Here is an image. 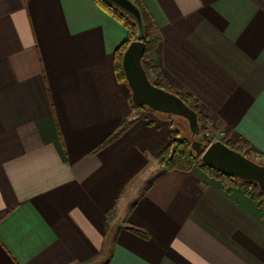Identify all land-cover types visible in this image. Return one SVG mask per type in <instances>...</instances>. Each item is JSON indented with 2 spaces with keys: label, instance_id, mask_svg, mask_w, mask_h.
Segmentation results:
<instances>
[{
  "label": "crops",
  "instance_id": "crops-1",
  "mask_svg": "<svg viewBox=\"0 0 264 264\" xmlns=\"http://www.w3.org/2000/svg\"><path fill=\"white\" fill-rule=\"evenodd\" d=\"M141 1L146 60L264 159V0ZM127 35L96 0H0V264H264L240 183L159 165L170 124L115 74Z\"/></svg>",
  "mask_w": 264,
  "mask_h": 264
},
{
  "label": "water",
  "instance_id": "water-1",
  "mask_svg": "<svg viewBox=\"0 0 264 264\" xmlns=\"http://www.w3.org/2000/svg\"><path fill=\"white\" fill-rule=\"evenodd\" d=\"M121 9L137 25V38L126 48L122 63L127 84L131 90V99L138 107L146 106L154 111L177 115L185 118L190 129L197 137L192 147L202 152V161L217 168L222 173L241 180L258 184L264 193V164L230 147L221 139L212 141L208 133H202L198 114L179 95L154 84L143 65L146 49L144 42L146 28L140 7L133 0H106ZM204 141L209 145L204 148Z\"/></svg>",
  "mask_w": 264,
  "mask_h": 264
},
{
  "label": "trees",
  "instance_id": "trees-1",
  "mask_svg": "<svg viewBox=\"0 0 264 264\" xmlns=\"http://www.w3.org/2000/svg\"><path fill=\"white\" fill-rule=\"evenodd\" d=\"M133 1L141 9L144 23H145V28H146V36L144 39V42L146 44V49H145V53L143 56V60H144V59H147L150 52L160 43L162 39V34H161V31L158 25L156 24V22L154 21V19L152 18L148 10L146 9L143 2L141 0H133ZM96 2L99 4V6L102 9H104L106 12L112 15L115 19L121 22L128 31V38L115 51V61H114L115 74L118 80L127 84L126 75H125L123 63H122V58L130 42L137 38V31H138L137 25L121 9L111 4L110 2L106 0H96ZM148 64H150V66L156 72L157 79H158V80H154L151 77L150 70H148L146 66H144L149 75L150 80L154 84L179 95L191 108H193L197 112L201 132L205 133L207 131H210L211 129H210L209 116L203 111L199 100L188 91L177 90L171 87L169 83L166 81V79L161 77L160 72L153 65L152 61H148ZM130 99H131V95H130ZM131 103L133 107L135 108H141V109L148 108L146 106L138 107L134 105L132 102V99H131ZM129 125H130V122L127 121L122 126L117 128L107 138V140L101 145V147L109 144L110 142L118 138L121 134H123L127 130ZM227 137H228V134L225 133L222 141L226 142ZM226 143L230 147L236 150H239L242 153H244L246 156L252 158L250 156L251 151L245 149L244 145H235L230 142H226ZM207 146L208 144L204 143V148H206ZM201 156H202V152L197 153L193 149L190 141L186 138H181L179 131L174 130L172 133L171 140L168 143V145L157 155V161L159 165L165 170L178 169V170H183V171H190L194 167L198 166L208 175L221 179L225 183H240L244 191L250 194L256 200H260L264 198V193L260 190L257 183L228 176L222 173L217 168L205 164L202 161ZM131 229L141 234H144L141 231H138L134 228H131Z\"/></svg>",
  "mask_w": 264,
  "mask_h": 264
},
{
  "label": "rangeland",
  "instance_id": "rangeland-1",
  "mask_svg": "<svg viewBox=\"0 0 264 264\" xmlns=\"http://www.w3.org/2000/svg\"><path fill=\"white\" fill-rule=\"evenodd\" d=\"M127 38H128V35H127ZM143 63H144V66H146V68L148 70H150L151 77L154 80H158L156 72L153 70V68L150 66V64H148V61L146 59H144ZM142 110H143V112H145L147 114L149 113V115H151V113H153L154 115L167 120L170 124V127H171V134L173 133L174 130L179 131L180 137L188 139L190 141L191 145H192L193 141L197 139V137L195 135H193V133L190 129L189 123L185 118H183L181 116H177V115H171V114H167V113L154 111V110H151L149 108H143ZM207 133H208V135L212 141L217 140V139H221V136L218 134V132H212V130H210V131H207ZM204 143H207L209 145V143L207 141H204ZM250 156L252 158H254V160L264 164V159L261 156L255 154V153H252V152H250ZM258 201L260 202L261 206L264 208V198H262Z\"/></svg>",
  "mask_w": 264,
  "mask_h": 264
},
{
  "label": "built area",
  "instance_id": "built-area-1",
  "mask_svg": "<svg viewBox=\"0 0 264 264\" xmlns=\"http://www.w3.org/2000/svg\"><path fill=\"white\" fill-rule=\"evenodd\" d=\"M218 134H219L221 137H224L225 132H224V131H219Z\"/></svg>",
  "mask_w": 264,
  "mask_h": 264
}]
</instances>
